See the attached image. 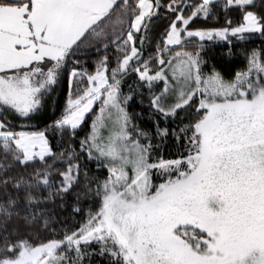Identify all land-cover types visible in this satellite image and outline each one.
<instances>
[{
  "label": "snow or ice",
  "instance_id": "snow-or-ice-1",
  "mask_svg": "<svg viewBox=\"0 0 264 264\" xmlns=\"http://www.w3.org/2000/svg\"><path fill=\"white\" fill-rule=\"evenodd\" d=\"M0 264H264V0H0Z\"/></svg>",
  "mask_w": 264,
  "mask_h": 264
},
{
  "label": "trees",
  "instance_id": "trees-1",
  "mask_svg": "<svg viewBox=\"0 0 264 264\" xmlns=\"http://www.w3.org/2000/svg\"><path fill=\"white\" fill-rule=\"evenodd\" d=\"M206 43H214V42H206ZM220 43H226V42H220ZM259 46V41H256L255 45H248V47H258ZM214 51L219 54L221 51H223L222 48H220L219 46L215 47ZM236 52V56L234 58H232L231 62L221 65L219 63H217L216 60L211 61L212 63H217V67L220 68L222 71H224L225 75H227L228 73H231L233 71H235L238 68L243 67L244 65V57L243 55L240 54V48L235 49ZM104 54L103 49L101 48L100 52H95V50H92L91 54L88 56H81L80 60L81 63H85V66L88 67L89 71H94V61L96 59H98L99 56H102ZM109 55H111V53H109ZM130 82V81H129ZM125 93L127 92V88H124ZM68 95V90H67V85L65 84L64 87L61 90V94H60V108L62 109L65 102H66V98ZM98 110V109H97ZM59 111V110H58ZM129 111H135V112H139L141 111L139 104L137 103L133 108H129ZM91 120H92V115L91 113L87 116L86 118V122L83 125L84 127V131L80 133V137L82 138L87 131L89 130V126L91 124ZM137 123L141 124V126L145 125V121L144 120H136ZM77 219H79V217H77Z\"/></svg>",
  "mask_w": 264,
  "mask_h": 264
},
{
  "label": "rangeland",
  "instance_id": "rangeland-1",
  "mask_svg": "<svg viewBox=\"0 0 264 264\" xmlns=\"http://www.w3.org/2000/svg\"><path fill=\"white\" fill-rule=\"evenodd\" d=\"M89 114H90V113H89ZM89 114H88V115H89ZM88 115H87V116H88ZM87 116H86V118H87Z\"/></svg>",
  "mask_w": 264,
  "mask_h": 264
}]
</instances>
